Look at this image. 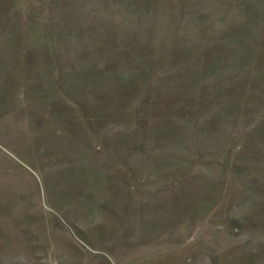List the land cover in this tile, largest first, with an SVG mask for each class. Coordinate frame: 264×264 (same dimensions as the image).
Returning a JSON list of instances; mask_svg holds the SVG:
<instances>
[{"label":"rangeland","instance_id":"obj_1","mask_svg":"<svg viewBox=\"0 0 264 264\" xmlns=\"http://www.w3.org/2000/svg\"><path fill=\"white\" fill-rule=\"evenodd\" d=\"M0 264H264V0H0Z\"/></svg>","mask_w":264,"mask_h":264}]
</instances>
